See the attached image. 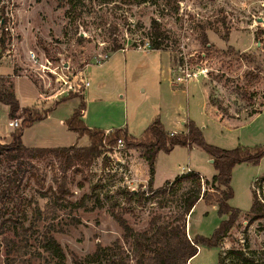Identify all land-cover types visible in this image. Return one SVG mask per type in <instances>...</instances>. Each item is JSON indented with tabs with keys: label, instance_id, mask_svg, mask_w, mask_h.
<instances>
[{
	"label": "rangeland",
	"instance_id": "374dc122",
	"mask_svg": "<svg viewBox=\"0 0 264 264\" xmlns=\"http://www.w3.org/2000/svg\"><path fill=\"white\" fill-rule=\"evenodd\" d=\"M7 11L14 16L16 59L1 56L0 74L18 70L13 77L19 78L16 96L32 113L44 116L65 101L39 98L40 85L35 86L34 74L25 71L29 50L56 65H68L73 73H86L90 86L84 96L87 99L89 92L88 122L94 128L117 126L123 112L130 122L141 124L144 115L150 118L154 111L160 119L173 120L186 110L188 121L203 129L212 146H264V0H0V13ZM153 20L164 33L161 50L149 45ZM115 45L122 50L114 52ZM185 63L191 71L205 70L189 87L175 85V67ZM252 70L260 75L259 82L246 80ZM66 101L51 120L25 131L24 145H87L53 124L58 120L59 126L61 118L70 119L82 108V97ZM82 115L76 123L83 122ZM27 117L20 114L22 127ZM91 131L94 137L86 131L82 135L89 137V146L97 144L101 156L89 166L77 163L63 171L61 160L53 156L0 158V264H103L118 258L135 264L134 238H127L114 213L137 235L152 233L157 226L183 222L185 201L196 191L201 197L215 193L211 182L217 171L209 154L196 146H177L158 154L153 192L142 204L129 202L126 191L148 187L142 150L129 149L123 137L124 146L112 142L115 132ZM141 139L130 141L139 144ZM189 172L202 176L200 188L194 181L167 187ZM231 187L230 205L241 212L239 219L218 248L202 247L193 264H264V218L250 213L254 193L264 203V158L258 165L235 166ZM226 218L219 216L216 205L201 199L186 216L187 235L191 240L198 235L210 238ZM47 237L62 247L63 262L45 251ZM99 250L102 254H96Z\"/></svg>",
	"mask_w": 264,
	"mask_h": 264
},
{
	"label": "trees",
	"instance_id": "16d2710c",
	"mask_svg": "<svg viewBox=\"0 0 264 264\" xmlns=\"http://www.w3.org/2000/svg\"><path fill=\"white\" fill-rule=\"evenodd\" d=\"M153 40L150 42L152 50H161L164 46V33L161 31L160 24L157 20L152 22ZM203 44L207 47L209 42L207 36L203 39ZM5 42L1 41V47L4 48ZM122 50V46L115 45L114 52ZM245 56V55H243ZM253 62L255 57L247 55ZM1 58V55H0ZM14 76H18V70H14ZM246 80L250 83L259 82L260 75L253 70L246 74ZM0 103L9 107V118L11 120L18 119L21 113L28 114L24 120V125L16 129L12 134V140L9 144L0 143V158L7 161H18L22 159L41 160L47 156H53L61 160L63 171L72 168L74 164L81 163L91 165L95 159L101 156V152L97 144L92 141L89 147H65V148H27L22 141L24 130L32 126L35 122L43 120L46 116H39L32 113L28 108H21L18 99L15 96L14 84L10 78L0 80ZM80 111L76 110L73 117L67 120V125L72 131L79 134H84L86 131L91 137H94V132L91 131L83 122L79 125L76 123L77 117L81 111L85 109V103L81 106ZM83 124V125H82ZM186 133L169 134L161 120L156 119L141 136V142L134 144L131 139L134 137L128 135L127 132L120 129L115 130L112 142L123 140L129 149H141L142 157L148 164L150 179L146 190H131L126 191V196L129 202L137 201L142 204L146 194L153 192V185L156 175V163L159 153H170L175 147L193 148L194 146L203 149L214 160V167L217 174L213 177L211 184L216 188L213 194H204L200 196V191L193 193L192 197L186 199V209L184 212L183 222L171 223L167 225L157 226L152 233L146 232L137 235L129 226L126 219L121 215L114 213L113 216L119 225L125 230L128 239L134 238L137 248L136 263L135 264H187L189 260H193L198 254L199 249L218 248L222 241L227 237L232 230L235 223L239 219L241 212L230 205V201L234 197L233 189L231 187L232 173L235 166L239 164L258 165L264 158V146H257L254 148L238 147L233 150L221 149L219 147L208 144L205 140L204 133L194 121L186 123ZM124 132V133H123ZM97 134H104L103 131H97ZM17 176V175H16ZM184 181H194L198 188L202 186V176L200 174L189 172L179 176L174 182L169 184H176ZM202 183V184H201ZM253 205L250 213L254 215L255 219L264 218V203L261 202L256 193H254ZM204 199L206 202L217 206V212L220 217H227L223 220L214 232L208 238L201 235L196 236L193 240L189 239L186 228V216L191 214L193 209ZM60 200L56 199L54 205L59 208ZM55 211V210H54ZM21 225V224H20ZM23 229V228H22ZM44 249L51 258L58 259L63 262L65 254L62 247L52 237H47L44 244ZM100 249V248H99ZM102 251L99 250L96 254ZM238 258L245 260L242 252L235 253ZM103 264H130L125 259H111ZM224 264V263H219Z\"/></svg>",
	"mask_w": 264,
	"mask_h": 264
},
{
	"label": "built area",
	"instance_id": "2783aa9c",
	"mask_svg": "<svg viewBox=\"0 0 264 264\" xmlns=\"http://www.w3.org/2000/svg\"><path fill=\"white\" fill-rule=\"evenodd\" d=\"M14 25L13 13L10 11H7L5 15L0 13V55L12 60L16 59L15 48L17 39L14 34ZM2 40L5 42L4 48L1 47ZM149 45L147 44L144 49L146 50ZM26 60L28 64L26 68L28 69H25V71L32 75L34 74L35 77L32 82L41 87V90H39L40 99L66 101L73 96L83 97L90 86L89 78L84 71L73 73L68 65H56L46 56L43 55L41 57L37 51L29 50ZM99 65L102 66V64ZM174 73L177 74L175 85L188 86L191 81L197 80L199 76L204 74L205 70L200 67L198 70L191 71L188 63H185L175 67ZM9 126L15 130L19 129L21 121L18 119L11 120ZM119 144L124 146L123 140H119ZM187 264H193V260H189Z\"/></svg>",
	"mask_w": 264,
	"mask_h": 264
},
{
	"label": "crops",
	"instance_id": "0c3cea01",
	"mask_svg": "<svg viewBox=\"0 0 264 264\" xmlns=\"http://www.w3.org/2000/svg\"><path fill=\"white\" fill-rule=\"evenodd\" d=\"M0 77L11 78V80L13 79L12 81L14 83V92H15V96H16V81L19 78H17V79L13 78L14 77V75H13V69L11 68V72L10 73L0 74ZM186 87H189V85L186 86ZM143 91H145V90H143ZM86 95H87V99L85 98V96L82 97V100L86 104L85 105V109L83 111V115H82V121L86 124L87 127H89L92 130L103 131L105 133H110V132H114L117 129H120L122 131L127 132L128 135H130V136H132L134 138H140L143 135V133L145 132V130L157 118H159V112L154 111V112H152L150 118L149 117L148 118H145L146 116H148V114L146 116L144 115V117H143V119L141 121V124H140L138 121H135V120L130 122L129 119H128V117L126 116L125 112H123L124 115H123L122 119L119 120L117 126L103 127V128L97 129V128L92 127L90 125V123L88 122L89 121L88 105H90V103L88 102V97L90 96L89 92H87ZM16 98H17V96H16ZM18 101H19V99H18ZM66 102L67 101L57 103L55 107H53L51 110H49L48 114H46V116L41 121L45 122V121L51 120V117L50 116L53 115V112H55L57 108H60ZM19 103H20V101H19ZM20 106H21V104H20ZM208 107L211 108V106H209V105H208ZM1 108H3L2 109L3 112L0 114V143L9 144L11 142V140H12V137L11 136L15 132V129H13V128H11L9 126V122L11 121V119L9 118V107L7 105L3 104V103H0V109ZM21 108H24V107L21 106ZM77 108H76V110H77ZM214 112L216 113V119L217 120H221V117L219 116V111H217L216 109H214ZM183 115H184L183 117L175 116V119H173V120H172V118H170V119H167V118H161L160 119L159 118V119L163 123L166 132H168L169 134L172 135V134H176V133H186L187 132V129H186L185 126H186L187 121L190 119V117L188 116L189 113L186 112V110H183ZM185 115H187L188 117L186 118ZM67 120H69V119L68 118H61L59 120V126H58V120H57V124L54 121H53V124L57 127L58 130H63V132L66 133V134H73V133L76 134L77 135V140L78 141H81V142L86 141L87 142V145L85 147H88L89 146V137H87L85 135H81V134H79V133H77L75 131H72L69 128V126L67 125ZM168 125H172L174 127V129H170ZM32 126H30V127H32ZM30 127L26 128L24 130L23 137H22L23 144H24L25 131L28 130ZM202 131H203V129H202ZM65 147L64 146H56V147H45V148L53 149V148H65ZM74 147H79V146H74ZM27 148H32L33 149L35 147H27ZM146 169H147V171H149V167H146ZM157 174H158V170L156 168L155 179H156Z\"/></svg>",
	"mask_w": 264,
	"mask_h": 264
},
{
	"label": "water",
	"instance_id": "95a60500",
	"mask_svg": "<svg viewBox=\"0 0 264 264\" xmlns=\"http://www.w3.org/2000/svg\"><path fill=\"white\" fill-rule=\"evenodd\" d=\"M212 163H214V160H211Z\"/></svg>",
	"mask_w": 264,
	"mask_h": 264
}]
</instances>
